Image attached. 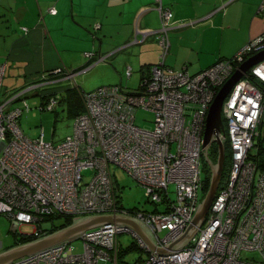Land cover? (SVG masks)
I'll return each instance as SVG.
<instances>
[{
  "label": "built area",
  "instance_id": "1",
  "mask_svg": "<svg viewBox=\"0 0 264 264\" xmlns=\"http://www.w3.org/2000/svg\"><path fill=\"white\" fill-rule=\"evenodd\" d=\"M48 11L55 12L56 7ZM159 12L162 25L156 35L163 54L152 64L150 77L135 89L116 82L84 91L85 110L76 116L74 131L60 141L47 140L43 132L37 137L27 135L19 122L23 108L12 105L39 83L0 98V212L16 228L30 223L38 235L43 232L42 219L52 215L79 219L123 215L138 221L157 247L151 249L132 225L113 221L85 230L79 237L85 240L82 252L73 249L76 238L25 254L10 264H98L101 260L121 264L117 235L123 231L138 238L147 256L122 264H264V166L252 156L264 112V59L235 83L222 107L220 135L230 149L225 183L193 238L182 248L169 247L184 234L204 198L202 158L207 151L203 142L209 107L240 63L264 48V31L232 59H219L193 73L186 65L174 68L164 62L173 12L163 5ZM64 71L56 67L44 78ZM131 72L128 68L127 74ZM4 75L5 64L0 63V91ZM22 100L28 109V100ZM56 102V97H50L49 107ZM139 108L153 112L152 127L136 122ZM111 164L137 179L156 209L121 206Z\"/></svg>",
  "mask_w": 264,
  "mask_h": 264
},
{
  "label": "crops",
  "instance_id": "2",
  "mask_svg": "<svg viewBox=\"0 0 264 264\" xmlns=\"http://www.w3.org/2000/svg\"><path fill=\"white\" fill-rule=\"evenodd\" d=\"M159 5L173 12L164 62L174 68L186 65L193 73L235 55L264 31V0H0V16L9 13L7 25L0 19V63L5 64L0 94L32 83L71 82L75 73L102 60L118 72L131 64L141 77L143 67L162 59L155 31ZM48 6L56 11L49 12ZM62 34L77 37L82 46L64 44L59 40ZM62 50L80 55L72 52L69 57ZM100 55L105 59H99ZM56 67L72 75L59 72L45 79L44 73ZM119 73L117 82L124 85ZM69 82L52 91L63 90Z\"/></svg>",
  "mask_w": 264,
  "mask_h": 264
},
{
  "label": "rangeland",
  "instance_id": "3",
  "mask_svg": "<svg viewBox=\"0 0 264 264\" xmlns=\"http://www.w3.org/2000/svg\"><path fill=\"white\" fill-rule=\"evenodd\" d=\"M16 14L17 12L13 13V18L15 20H17ZM8 18H9V13L0 16L1 22L4 23V25H7ZM158 23L159 25L157 26V29L160 28L162 25L160 13H159ZM14 24L17 23L14 22ZM169 26H172V24H169ZM52 30L55 29L52 28ZM92 35H94V29H92ZM61 39L63 40L64 44H68V45L71 44L76 48H80L82 46L81 41H79L75 36L71 37L67 34H62L59 40ZM145 43H143L142 45L144 46ZM72 52L80 55L79 54L80 52L78 51H72ZM72 52H67L62 50V53L67 54V56L69 57L72 56ZM104 63H106V65H103ZM128 68H131L132 71L131 64H127V66L125 67V72L123 71V69L122 70L120 69L119 72H121V74L123 75L124 86L131 89H135L137 88L140 82V72L138 68L137 69L135 68L132 71L133 73L128 75L127 74ZM119 72L115 71L107 61L102 60L94 68H90L88 70L75 73V75L72 78H69L73 82L71 80H70L71 82H69V80L63 79L61 81L58 80L51 83L50 82L45 83L33 90L31 89L24 91L21 98L17 99L12 103L13 106L18 105L23 108V112L19 119L21 128L30 137H37L41 135V133L43 132L44 137L47 140H51L54 143L60 141L64 136L74 131L76 114L71 113L69 111L68 103L62 99L63 95L60 94V92L58 95L51 94V96H56V100H57L56 105L53 108L49 107L48 102L46 103L48 97L46 96L45 98H43L44 97L43 94L51 92L54 86H59L60 84H67L68 82L70 84L76 82L85 91H91L98 88L99 86L106 85L109 83H116L117 81H119L120 80ZM25 88L26 87H23L18 91H22ZM7 94H9V91H7V93L1 92L0 98L5 99L7 97ZM23 98L27 99L30 104V107L28 109L25 108L24 102L22 100ZM153 119H154V114L150 110L139 108L136 112V122L141 126H145L148 128L152 127ZM262 132L264 138V127L262 129ZM257 141H258V137H256L255 143H257ZM252 151L253 152L257 151L256 144L253 146ZM111 168L116 178L119 199H121L122 203L126 207L129 208L132 207L135 209L138 208L152 209L155 206V203L148 199L145 187L142 184H140L137 179H135L131 174H129L124 168L116 164H111ZM203 174H204V169H203ZM170 190H171L170 195L171 197L174 198L176 196L174 183L170 184ZM205 193L204 190L201 191L202 195L203 194L205 195ZM32 230H33V225L30 223H24L20 226V228L16 229V226L13 224L12 220L9 219L5 213L0 212V251L8 247H11V245L14 244L16 232L17 233L19 231L31 232ZM166 232H167L166 230L162 231L161 235H164ZM117 240H118V249H119V254H118L119 263L122 264L123 261H127V260L134 261L141 256L143 257L147 256V251H145L144 248L139 246L138 238L133 233L128 231L120 232L117 235ZM84 242L85 240L82 238H78L74 240L72 242L73 249L76 252H82L84 250ZM120 250H122V252ZM98 264H113V263L112 261L101 260L98 262Z\"/></svg>",
  "mask_w": 264,
  "mask_h": 264
},
{
  "label": "water",
  "instance_id": "4",
  "mask_svg": "<svg viewBox=\"0 0 264 264\" xmlns=\"http://www.w3.org/2000/svg\"><path fill=\"white\" fill-rule=\"evenodd\" d=\"M191 21L190 23H192ZM156 31V30H155ZM264 59V48L248 56L240 65L235 69V71L224 81V83L219 87L207 114L206 126L204 131V142L203 146L207 150L205 152V157L209 161L211 168V177L209 187L204 195V198L197 209L192 222L187 227L184 234L171 242L169 247L171 249H179L184 247L197 233L199 227L203 224L206 216L209 212L213 199L220 187L224 163H225V141L220 135L221 131L224 130V123L222 118V107L225 98L235 85L244 75L247 74L248 70L256 63ZM212 142H217L218 144V156L217 161L214 162L209 159L208 148ZM113 221L125 222L136 228L141 235L149 243L151 249H155L157 246L153 239L149 236L147 231L141 226V224L123 215L114 214H95L83 217L76 220L75 222L36 238L31 241L16 244L0 251V264H10L14 259L23 256L25 254H31L48 246L54 245L64 240H72L79 238L81 234L88 228L110 223ZM161 252L164 248H158Z\"/></svg>",
  "mask_w": 264,
  "mask_h": 264
},
{
  "label": "trees",
  "instance_id": "5",
  "mask_svg": "<svg viewBox=\"0 0 264 264\" xmlns=\"http://www.w3.org/2000/svg\"><path fill=\"white\" fill-rule=\"evenodd\" d=\"M234 56L235 55H233L231 57H221L220 59H225V58L226 59H232ZM152 64H154V63H148L145 67L142 68L140 82H139L137 88L141 85L142 81L146 77H148V78L150 77ZM63 73L66 75L69 72L64 71ZM54 76L50 75V77H54ZM84 91L85 90L78 83L74 82L73 84H71L70 86L65 87L61 91L55 90V91H51V92H48L46 94H43V96H44L43 98H45L46 96L48 97V100L46 101V103H47V102H49L50 97H52L51 94L58 95L59 92H60V94L63 95L62 99L65 100L68 103L69 111L71 113H75L76 116H77L79 113H81V112H83L85 110L84 96H83ZM54 97H56V96H54ZM257 137H258V141L256 143L257 151L255 153H252V156L255 159H258L260 165L264 166V138H263V132H262V123L260 125V133H259V135ZM224 141H225L226 152H225L224 170H223V175H222V180H221L220 187L226 181V177H227L228 170H229V164H230L229 143H228L227 139H225ZM208 153H209V159L210 160H212L214 162L217 161V156H218V144H217V142H214V143H212L209 146ZM202 160H203L202 168L204 169L203 190H204V193H205L207 191L208 187H209V184H210L211 168H210V165H209V161L206 160L205 155L203 156ZM202 196H204V194ZM148 199L150 200V197H148ZM119 203L121 204V206L126 207L122 203L121 199H119ZM156 207L157 206L153 207L152 209H154V208L156 209ZM127 208H129V207H127ZM130 208H132V207H130ZM162 208H165V206H162ZM78 219H79V217H77L75 215H69V214H57V215H52V216H49V217H45V218L42 219L41 226H40V230H42L43 232H40L37 235L35 233L34 228H33V230L31 232H23V231H19L18 233L16 232L15 242L11 246L16 245V244H20V243H24V242H27V241H31V240H34L36 238H39V237H41L43 235H46V234H48L50 232H53V231L58 230L60 228H63L65 226L75 222ZM56 220H58V221H56ZM48 222H49V224H48ZM16 229H18V228H16ZM120 251L122 252V250H120ZM126 262H133V261H128L127 260Z\"/></svg>",
  "mask_w": 264,
  "mask_h": 264
},
{
  "label": "flooded vegetation",
  "instance_id": "6",
  "mask_svg": "<svg viewBox=\"0 0 264 264\" xmlns=\"http://www.w3.org/2000/svg\"><path fill=\"white\" fill-rule=\"evenodd\" d=\"M212 143H214V142H212ZM212 143H211V144H212ZM215 162H216V161H215Z\"/></svg>",
  "mask_w": 264,
  "mask_h": 264
}]
</instances>
